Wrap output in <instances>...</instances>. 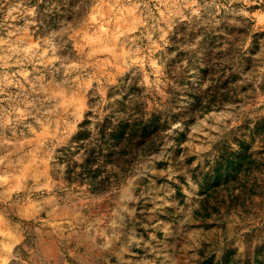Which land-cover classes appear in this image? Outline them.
Listing matches in <instances>:
<instances>
[{"label": "rangeland", "instance_id": "374dc122", "mask_svg": "<svg viewBox=\"0 0 264 264\" xmlns=\"http://www.w3.org/2000/svg\"><path fill=\"white\" fill-rule=\"evenodd\" d=\"M223 261L264 264V0H0V264Z\"/></svg>", "mask_w": 264, "mask_h": 264}, {"label": "trees", "instance_id": "16d2710c", "mask_svg": "<svg viewBox=\"0 0 264 264\" xmlns=\"http://www.w3.org/2000/svg\"><path fill=\"white\" fill-rule=\"evenodd\" d=\"M150 125L151 122L139 125V127H136V124L123 123L119 126V129L112 130L110 133L108 132L109 128L103 126L99 132L100 138L97 140L99 151L93 150L91 153H87L83 164L79 166L82 171L77 173L74 169L69 170L67 180L70 183L77 181L83 183L87 180L92 185L94 192L106 191V183L110 182V179L97 182L101 170L99 168L93 170V165L104 167L116 157L117 159L114 160H118L121 165L120 177L117 180L121 181L126 176L128 168L132 166L137 155L141 152H150L153 143V139H150V137L157 134V130L153 133L152 131L149 132ZM87 139L88 133L86 132H81L77 138L81 142ZM222 264H228V262L223 261ZM244 264L250 263L246 262Z\"/></svg>", "mask_w": 264, "mask_h": 264}]
</instances>
